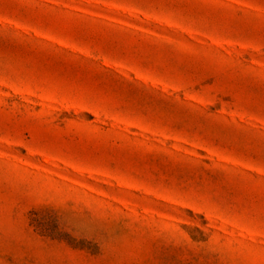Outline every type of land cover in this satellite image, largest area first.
I'll return each mask as SVG.
<instances>
[{
    "label": "rangeland",
    "instance_id": "1",
    "mask_svg": "<svg viewBox=\"0 0 264 264\" xmlns=\"http://www.w3.org/2000/svg\"><path fill=\"white\" fill-rule=\"evenodd\" d=\"M0 264H264V0H0Z\"/></svg>",
    "mask_w": 264,
    "mask_h": 264
}]
</instances>
